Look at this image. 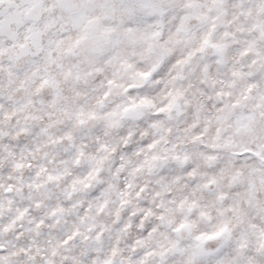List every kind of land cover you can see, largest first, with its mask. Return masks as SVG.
<instances>
[{
    "label": "snow or ice",
    "instance_id": "obj_1",
    "mask_svg": "<svg viewBox=\"0 0 264 264\" xmlns=\"http://www.w3.org/2000/svg\"><path fill=\"white\" fill-rule=\"evenodd\" d=\"M0 264H264V0H0Z\"/></svg>",
    "mask_w": 264,
    "mask_h": 264
}]
</instances>
